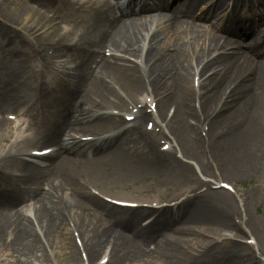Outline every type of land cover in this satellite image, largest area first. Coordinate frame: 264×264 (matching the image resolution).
I'll return each mask as SVG.
<instances>
[{
    "label": "bare ground",
    "instance_id": "1",
    "mask_svg": "<svg viewBox=\"0 0 264 264\" xmlns=\"http://www.w3.org/2000/svg\"><path fill=\"white\" fill-rule=\"evenodd\" d=\"M52 1L0 0V39L6 44L1 53L18 54L20 59L14 69L0 71V114H20L13 123L15 130L26 124L25 111H18L20 106H32L37 100L29 91L26 77L33 76L31 48L32 52L42 49L47 63L61 67L55 73L61 78L57 77L50 88L42 87L46 120L33 140L7 131L9 124L0 118V142L7 143L0 155L19 153L38 141L59 147L56 154L46 158V165L14 156L1 161L4 168L19 171V175L12 176L7 185L0 179V251L14 252L31 262L51 263L53 242L61 244L64 251L60 264H76L79 260L82 264V258L97 264L105 257L107 264H147L155 258L164 264H186L192 257L197 259L198 254L193 252L203 254L219 240L232 248L224 251L236 252L231 256L238 259V264H264L246 243H232L223 237L222 230L237 231L229 218L238 211L228 207L231 202L226 192L217 194L210 188L219 183L229 185L235 195L231 197L240 208L233 182L246 176L255 163L257 169L259 158L263 159L259 147L264 139V53H257L264 49V27L222 23L216 28L221 34L209 30L207 35L193 20L199 0H184L175 10H169L162 1L158 8L128 10L125 14L130 17L124 16L127 20L115 16L109 6H89L84 14L87 18L76 26L80 34L76 36L61 31L55 20L42 16L41 10L52 7ZM72 1L60 0L66 13L81 11ZM257 3L263 11L259 23L264 25V0ZM148 11L150 14H142ZM136 12L142 16H136ZM213 16L208 9L196 20L207 22ZM154 20L155 29L148 31ZM247 35L255 41L257 51L237 47V41ZM47 48L54 50L49 58ZM102 48H107L109 57ZM130 56L140 58L139 62L129 61ZM8 63L13 64V58ZM193 63L200 67L196 89ZM205 68L211 73L203 80ZM20 87H27V92ZM7 88L11 90L6 93L3 89ZM147 98L154 111L147 112V106H143L125 114L130 106L134 108ZM213 99L217 102L211 103V109L216 110L219 103L227 112L212 116L211 111L204 117L200 112ZM194 105L199 106V114ZM126 115L134 119L127 122ZM150 122L157 131L146 130ZM204 126L206 131L201 132ZM74 134L93 140L83 143ZM9 136L16 146L9 144ZM163 146L168 147L165 150ZM184 157L196 164L207 159L212 171L198 170L205 177L212 174L219 180H197L204 191L196 193L199 186H192L193 194L181 205L158 210L153 231L135 223L133 215L139 218L136 211L122 213L88 190L93 187L116 193L108 186V177L116 185L139 184L152 178L150 185L159 193L168 180V171L176 179H185L190 173L191 166L180 163ZM175 168L177 175L172 170ZM156 196L147 199L165 202ZM22 201H32L31 214L25 213V207L21 211L12 208ZM250 217L243 210L239 224L247 230V239H255L252 236L257 234L264 245V229L259 231ZM63 223H71L73 229L66 225V231L72 241L64 234ZM234 236L238 237L234 233L231 238ZM96 254L100 255L94 258Z\"/></svg>",
    "mask_w": 264,
    "mask_h": 264
},
{
    "label": "rangeland",
    "instance_id": "2",
    "mask_svg": "<svg viewBox=\"0 0 264 264\" xmlns=\"http://www.w3.org/2000/svg\"><path fill=\"white\" fill-rule=\"evenodd\" d=\"M36 7L37 6H35V8ZM40 9L41 8L38 7V11ZM54 11H57V9H54ZM54 11H47V12L45 11L44 13L45 14L46 13L54 14ZM41 12H43V10H41ZM61 21H62L61 23H65L68 26L71 25L72 26L71 28H74V29L77 26V24H76L77 20L72 15L68 19H62ZM207 35H209V33ZM44 43H45V41H44ZM248 43H249L248 39H240V40H238L237 45L238 46H242L243 44L248 45ZM102 50H103V48H102ZM45 51H48V50H45ZM1 55H4L5 57L0 60V71L4 68H7V70H9L10 68L14 69V66L16 64L18 65L20 62V59L18 57H16V56H19L18 54H14V55L1 54ZM132 57H135V56H132ZM10 58H13V64L8 63ZM30 67H31V63H30ZM33 68H34V60L32 61V67L30 69L32 71H34ZM210 73L211 72H208V68H205L204 72H203V80L206 79L208 77V75H210ZM28 76H30V75H28ZM45 77L46 78L49 77L51 79L52 76L49 73V75L46 74ZM53 77L56 79V76L54 74H53ZM32 85H33V82H32ZM1 89H2V85L0 84V90ZM3 90H5V92L7 93L11 89L7 88V89H3ZM213 101H215V99L211 100V102L208 105H206V107L203 108L202 111L200 110L201 111L200 114H203L204 117H206L205 113H210L211 111H213L212 116H214V114H217V113H218V115H220V113L227 112L226 110H224V107L220 108L219 103L216 106V110H213V108L211 109V106L213 105L211 103ZM216 102H217V99H216L215 103ZM190 107H192L191 104H190ZM200 108H202V107H200ZM197 110H199V109H197ZM197 113L199 114V111H197ZM45 120H46V118H45L44 109L42 108V106L35 105L34 107L29 108L27 113H26V118H25V122H27L26 128H28L27 136H30V137L34 136V134L39 129V127H41L44 124ZM9 127H10V125H8L7 131L9 130ZM227 129H229V127ZM241 132H242V129H241ZM242 135H243V132H242ZM38 142L40 143L41 146L48 145L47 144L48 142L47 143L40 142V141H38ZM4 143L5 142H0V146H2ZM261 146L262 147H259L260 156L263 159L260 160V158H259L258 168L256 169V163H255V165H253L251 170L248 171V174L246 176H242L239 180L236 181V183L233 182L232 186L234 187V189L236 190V193L240 197V198H236L237 201L239 202L240 208L237 206V202L235 201V198L233 199L231 197L232 195L226 194L228 196V198L230 199L229 202H231V203H228L229 204L228 207L231 206L232 210L238 211L237 213L235 211L236 214H233V215L231 214V216L229 218L230 223L233 224L232 229H235L237 231L234 232L231 229H230V231L232 233H230L226 230L221 231L222 235H224V234L229 235L230 234V236H233V232L238 235V237L235 236L234 238H229L232 243L244 245V242L247 241V236L245 235L247 230H244V228H242L240 225H238V223H236L235 221H232L233 218H235L236 220L239 221L243 210H246V213L248 212V214L251 216L250 217L251 220L254 222L255 227L257 225V228L260 229L259 231L263 232L262 229H264V139H263V145L261 144ZM157 147H159V146H157ZM183 161L184 162L181 161L180 163H182L184 165L191 166L192 169L190 168V173L187 174L185 179H183L181 177L176 179V177L173 178L172 175L170 174V171H168V174H166V177L168 178V180H166L165 184H163L160 188V192H162V193H160V192L157 193L158 192L157 188L150 185L151 184L150 182H153L152 178H149L148 181H143L139 184L128 182L126 185L125 184L124 185H116V184H114L112 177H108V179L106 181H107L108 186L111 189H113L114 192H116V193H107L104 190H99L98 192L101 193L102 195L110 194L113 197H117L119 199H145V198L156 196L158 194H161L160 196H162L166 190H168V192H171V191H174V190L180 189V188H191V186H201L200 183H197V180H199L201 182L204 180L203 183L205 181H212V183H213V180L216 179L217 176L214 177L215 175L206 174L207 177H205V175L202 174L200 172V170H198L199 169L198 167H202L208 171H212V164H211V162H208L207 159H203V161H201L198 164H196L193 160H189L187 158L183 159ZM172 170L176 171V175L178 174L177 168L172 169ZM6 171L9 172V174H10V173H12L13 169H9V171L8 170H6ZM44 180L47 181L48 177H45ZM7 181H9V180H7ZM127 181L128 180H126V182ZM193 183H197V184L192 185ZM104 189H106V188H104ZM217 191H218L217 194H222L223 192H225V191H219V190H217ZM160 196H156V197H160ZM25 202L29 203L30 201L16 202L15 205L12 206V208L13 207L19 208V206L22 207L25 205ZM235 205H236V208L234 207ZM216 211L219 212V210H217V209H216ZM143 217H145V216H142L140 218V221L143 219ZM66 225H67L66 223H63V229L65 232L64 234L67 235V238L70 237V241H72L71 236L66 231V229H67ZM240 229L242 231H240ZM250 229H251V231L253 230L251 227H250ZM252 237H254L255 239H258V241L255 240V242H256L255 243L256 246L254 247L255 250H252V249L251 250L255 253L256 257L259 260L264 262V249H262V247H264V245H262V243H260V239H259L257 234L252 236ZM62 239H64V238H60V240H62ZM220 239H222V238H220ZM218 242H219V240H218ZM218 242L217 243L214 242L212 244V246L214 248H210L208 251H206L203 254H199L197 251L193 252V253L198 254L197 259L192 257L186 262V264H238V259H234L231 256L232 254H236V252L234 250H232L231 253L228 251H224L225 249H229V247L231 248V246H229L228 243L225 241L222 243H218ZM50 243H51L50 248H51V253H52L51 263H41L39 261L31 262V260H28L26 257H20L18 254L14 253V252L0 251V264H60L62 257H63V254H64V251L62 250L61 244H60V246H58L59 244H57V243H54V244H53V242H50ZM222 244H227V245L224 246ZM149 247H150V249H152V246H149ZM256 247H257V250H256ZM198 251L200 252V250H198ZM99 255L100 254H96L94 256V258L96 256H99ZM92 263H93V261H91L90 264H92ZM76 264H80V260ZM108 264H110V261ZM147 264H164V262L162 259L155 258V259L148 260Z\"/></svg>",
    "mask_w": 264,
    "mask_h": 264
},
{
    "label": "snow or ice",
    "instance_id": "3",
    "mask_svg": "<svg viewBox=\"0 0 264 264\" xmlns=\"http://www.w3.org/2000/svg\"><path fill=\"white\" fill-rule=\"evenodd\" d=\"M127 119L131 121V120H133V119H134V117H132V116H129ZM151 127H152V125H151V124H149V125H148V128H149V129H151ZM166 149H167V146H165V150H166ZM46 151H47V150H46Z\"/></svg>",
    "mask_w": 264,
    "mask_h": 264
}]
</instances>
